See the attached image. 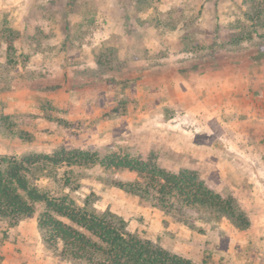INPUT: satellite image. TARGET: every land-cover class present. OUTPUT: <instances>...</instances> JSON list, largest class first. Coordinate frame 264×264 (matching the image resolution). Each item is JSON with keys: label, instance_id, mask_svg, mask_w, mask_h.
Returning <instances> with one entry per match:
<instances>
[{"label": "rangeland", "instance_id": "1", "mask_svg": "<svg viewBox=\"0 0 264 264\" xmlns=\"http://www.w3.org/2000/svg\"><path fill=\"white\" fill-rule=\"evenodd\" d=\"M62 149L195 171L239 223L166 211L100 162L34 180L195 264H264V0H0V155ZM38 213L0 218V264H89L50 248Z\"/></svg>", "mask_w": 264, "mask_h": 264}, {"label": "trees", "instance_id": "2", "mask_svg": "<svg viewBox=\"0 0 264 264\" xmlns=\"http://www.w3.org/2000/svg\"><path fill=\"white\" fill-rule=\"evenodd\" d=\"M96 162L105 168L136 172L139 178L135 181L116 185L131 194L154 199L166 211L209 206L230 213L231 219L239 223L232 212L235 201L226 200L195 171L169 170L152 155L142 160L121 150L102 155L83 149L0 155V218L15 225L39 211L38 225L47 236L48 246L55 250L61 247L64 257L89 264H195L131 232L126 221L112 211L79 206L68 195L56 196L34 180L47 165L85 167Z\"/></svg>", "mask_w": 264, "mask_h": 264}]
</instances>
